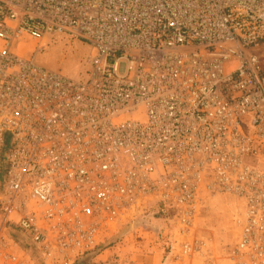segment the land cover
Masks as SVG:
<instances>
[{
    "label": "built area",
    "instance_id": "obj_1",
    "mask_svg": "<svg viewBox=\"0 0 264 264\" xmlns=\"http://www.w3.org/2000/svg\"><path fill=\"white\" fill-rule=\"evenodd\" d=\"M62 36L85 79L40 62ZM220 195L243 204L230 264H264V0H0V264H29L13 229L72 264L154 202L192 264Z\"/></svg>",
    "mask_w": 264,
    "mask_h": 264
},
{
    "label": "rangeland",
    "instance_id": "obj_2",
    "mask_svg": "<svg viewBox=\"0 0 264 264\" xmlns=\"http://www.w3.org/2000/svg\"><path fill=\"white\" fill-rule=\"evenodd\" d=\"M91 53V48L85 42L62 36L47 44L39 55V60L51 70L62 71L75 79H85L86 62ZM242 208L243 204L230 195L216 196L205 203L204 214L197 222V233L194 235L203 241V249L191 258L192 264H206L209 258L218 264H230L228 253L240 241L242 234V227L238 223V214ZM161 210L155 202L149 203L146 209L137 210L136 216L123 221L111 234L101 239L94 250L77 257L72 264H77L84 258H89L90 264H118L98 259L103 254L102 259L124 258L132 264L134 261L131 256L143 261L142 252H150L153 243L163 242V247H167L170 240L173 243L176 235V223L164 218ZM179 239L185 240L181 237ZM10 249L15 255L28 260L29 264H61L51 263L52 260L46 263L31 239L19 230L13 229L11 232ZM168 251L166 250L167 253ZM111 252L114 255H109Z\"/></svg>",
    "mask_w": 264,
    "mask_h": 264
},
{
    "label": "crops",
    "instance_id": "obj_3",
    "mask_svg": "<svg viewBox=\"0 0 264 264\" xmlns=\"http://www.w3.org/2000/svg\"><path fill=\"white\" fill-rule=\"evenodd\" d=\"M164 245L165 244L163 242H161V243L160 242L153 243L150 246L151 248L149 249V250H151L153 252H151V251L147 252L146 250H144L142 252L143 261L136 260L134 255L131 256V260L134 261L132 264H176L174 262V256H173L175 254V251H170V246L172 245V240H170V243L168 244L167 247H163ZM166 250L167 251L169 250L168 253L166 252ZM103 255L102 256L100 255L101 257L99 256L98 259H101V261H104V262L115 261V262H118V264H131L129 262V260H124V258H122L121 260L112 259L111 257H110L109 260H107L108 258H103L102 259ZM109 255H114V252H111Z\"/></svg>",
    "mask_w": 264,
    "mask_h": 264
},
{
    "label": "trees",
    "instance_id": "obj_4",
    "mask_svg": "<svg viewBox=\"0 0 264 264\" xmlns=\"http://www.w3.org/2000/svg\"><path fill=\"white\" fill-rule=\"evenodd\" d=\"M77 264H90V259L89 258H84L83 260H81Z\"/></svg>",
    "mask_w": 264,
    "mask_h": 264
}]
</instances>
